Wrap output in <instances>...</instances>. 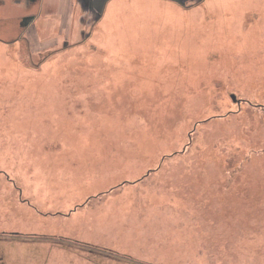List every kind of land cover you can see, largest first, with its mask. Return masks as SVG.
Listing matches in <instances>:
<instances>
[{
  "label": "rangeland",
  "instance_id": "1",
  "mask_svg": "<svg viewBox=\"0 0 264 264\" xmlns=\"http://www.w3.org/2000/svg\"><path fill=\"white\" fill-rule=\"evenodd\" d=\"M42 5L0 38V264H264V0H109L79 38Z\"/></svg>",
  "mask_w": 264,
  "mask_h": 264
},
{
  "label": "flooded vegetation",
  "instance_id": "2",
  "mask_svg": "<svg viewBox=\"0 0 264 264\" xmlns=\"http://www.w3.org/2000/svg\"><path fill=\"white\" fill-rule=\"evenodd\" d=\"M38 1L39 0H24L23 8L19 11L18 9L10 8L9 11L4 10L2 11V13L0 12V21L3 20L2 23L4 24V26L0 24V38L6 41H12L16 38L15 36L20 35L21 32L27 33L31 28H33L36 20L40 16L41 11L38 5ZM108 1L109 0H71L69 2V5L72 6L73 11L72 15L70 16V35L78 38L79 34L83 36L88 35L87 29L85 27L88 25H93L104 15L106 4ZM175 1L189 7L191 5L199 3L202 0ZM8 2H10V4ZM14 2H18V0H0V9L8 4L12 5ZM79 7L83 11L82 16H80V18H82V25H79L78 22H73V13L74 11H76L79 14ZM58 13H63V10H61V12L59 11ZM6 14H8L9 16H7ZM63 15L64 16H60L59 21L62 20L64 22V20L68 18V15H66L65 13H63ZM1 257L2 256H0V259Z\"/></svg>",
  "mask_w": 264,
  "mask_h": 264
},
{
  "label": "crops",
  "instance_id": "3",
  "mask_svg": "<svg viewBox=\"0 0 264 264\" xmlns=\"http://www.w3.org/2000/svg\"><path fill=\"white\" fill-rule=\"evenodd\" d=\"M60 1H61V3L63 4V7H61V10L62 9H66L67 7H68V5H69V2L71 1V0H58V3H60ZM44 2V0H39L38 1V5H39V8L40 9H42V3ZM9 4H10V2H8ZM23 3H24V0H18V2H14L12 5H6V6H8L9 8H11V9H22L23 8ZM6 6H4V7H2L0 10H1V13H2V11H4L5 10V8H6ZM57 7V6H56ZM60 7V6H59ZM7 16H9L8 14H6ZM15 15V14H14ZM13 16V15H12ZM4 37H6V36H4ZM15 40V39H14ZM8 42L10 41V40H7Z\"/></svg>",
  "mask_w": 264,
  "mask_h": 264
},
{
  "label": "water",
  "instance_id": "4",
  "mask_svg": "<svg viewBox=\"0 0 264 264\" xmlns=\"http://www.w3.org/2000/svg\"><path fill=\"white\" fill-rule=\"evenodd\" d=\"M232 98L234 99V100H236L237 98H236V94H232Z\"/></svg>",
  "mask_w": 264,
  "mask_h": 264
}]
</instances>
